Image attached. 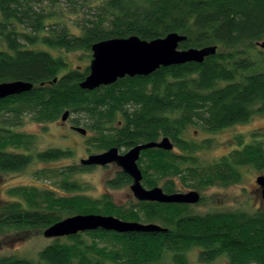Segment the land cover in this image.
Returning a JSON list of instances; mask_svg holds the SVG:
<instances>
[{
    "label": "trees",
    "instance_id": "trees-1",
    "mask_svg": "<svg viewBox=\"0 0 264 264\" xmlns=\"http://www.w3.org/2000/svg\"><path fill=\"white\" fill-rule=\"evenodd\" d=\"M0 0V83L23 80L30 92L0 99V172H22L34 162L57 163L72 150L36 151L37 137L19 131L61 120L83 127L94 153L120 151L170 138L178 151L151 148L138 161L147 189L160 184L166 193L203 190L239 183L243 168L264 171V144L245 143L211 164L196 155L209 147L186 138L190 126L215 133L264 113V0ZM73 15H81L75 20ZM177 32L187 37L181 49L217 46L202 64L161 67L149 76L125 77L110 86L83 90L89 66L70 68L62 53L92 52L112 38L138 36L152 41ZM261 49V50H259ZM257 50L256 58L253 52ZM56 80V81H55ZM91 167L41 169L58 177L53 187H18L0 211V234L23 239L70 215L101 214L124 221L155 223L165 232L96 230L57 239L38 260L0 256V264H264V210L195 214L189 204L138 201L131 208L105 195L92 199L72 179ZM48 173V174H47ZM162 181V182H161ZM161 182V183H160ZM179 184H178V183ZM132 183L122 170L112 188ZM17 197V198H16ZM203 199H201L200 203ZM16 236V237H15ZM196 250V260L190 253Z\"/></svg>",
    "mask_w": 264,
    "mask_h": 264
},
{
    "label": "rangeland",
    "instance_id": "rangeland-1",
    "mask_svg": "<svg viewBox=\"0 0 264 264\" xmlns=\"http://www.w3.org/2000/svg\"><path fill=\"white\" fill-rule=\"evenodd\" d=\"M41 1L42 3H47V0ZM72 17L78 20L81 15H73ZM257 53V50H255L252 55L259 59L256 55ZM62 55L70 63V68L72 69H81L89 66L92 60V52L77 51L66 54L63 52ZM71 126L73 124H71L70 120L67 122L59 120L48 124H37L29 119L25 120L24 126L20 127L19 131L36 135V151H44L51 148H65L72 150L73 155L71 158L57 163H42L36 161L22 172H0V211H2V207L5 205L3 202L15 199L9 192L18 187L38 186L44 188L51 186L57 193H62L59 183H56L59 180L58 177L45 176L39 173L41 169H61V167L69 165L84 167L80 164L81 160L88 158L91 154H95V147L90 138L97 134L90 132L83 135L73 130ZM238 137L243 138L245 143L262 142L264 144V113H255L249 121L230 126L215 133L205 132L195 126H190L186 132V138L195 143L208 142L209 147L196 154L207 165L220 160L233 149L237 148ZM174 151L176 152L178 149H174ZM125 152L127 150L121 151V153ZM118 170L120 168L117 165H109L106 167L95 166L89 170L80 169L79 172L72 176V179L81 184V190L70 193L69 195L80 194L92 199H102L106 195L116 205L122 206L124 209L131 208L132 205L138 202L130 189L131 183L120 188H112L108 184V181L115 177ZM263 173L264 171L260 172L253 167L243 168L241 171L242 179L239 183L225 186L217 184L200 190L201 199L203 200L201 203L192 205L191 211L195 214H205L209 212L233 211L253 213L259 209L264 210V200L256 184L257 177ZM161 185L158 187H161ZM190 190L186 189L182 192ZM71 216L74 215H70L65 211L59 213L61 220ZM155 223L159 224L158 222ZM45 230L31 231L27 236L19 240L8 238L9 236H14V234H0V256L14 255L37 261L39 252L59 239L45 237ZM65 238L61 237L60 239L61 241H65ZM196 253V250H193L189 254L191 260H196ZM211 264H228V262L226 257L222 256Z\"/></svg>",
    "mask_w": 264,
    "mask_h": 264
},
{
    "label": "water",
    "instance_id": "water-1",
    "mask_svg": "<svg viewBox=\"0 0 264 264\" xmlns=\"http://www.w3.org/2000/svg\"><path fill=\"white\" fill-rule=\"evenodd\" d=\"M187 37L173 32L166 37L152 41L142 40L138 36L128 38H112L95 43L92 46V60L89 65L90 73L80 83L83 90L93 91L102 86H110L125 77L149 76L161 67L183 65L186 63L202 64L208 57L215 56L217 46L203 48L181 49V43ZM264 49V41L258 43ZM56 81V80H55ZM32 82L15 80L0 83V99L30 92L34 88ZM70 112L63 114L61 120L66 122ZM75 131L86 135L83 127H74ZM151 148L173 150L174 144L168 137L160 141L139 144L121 153L118 147H112L102 153H95L82 159L84 167L117 165L125 174L132 178L130 189L138 201L158 202L166 204L194 205L201 201L199 191L166 193L161 187L147 189L143 185V173L138 161L143 151ZM261 188L264 200V174L256 179ZM129 232H165L166 229L156 223L130 222L115 216L101 214H77L60 220L44 231L47 238H61L87 231Z\"/></svg>",
    "mask_w": 264,
    "mask_h": 264
},
{
    "label": "flooded vegetation",
    "instance_id": "flooded-vegetation-1",
    "mask_svg": "<svg viewBox=\"0 0 264 264\" xmlns=\"http://www.w3.org/2000/svg\"><path fill=\"white\" fill-rule=\"evenodd\" d=\"M70 118V117H69ZM67 121H69V119L67 120ZM66 121V122H67ZM75 126H71V128L73 129ZM74 130V129H73ZM87 134V133H86ZM121 170V169H120ZM264 174V173H263ZM257 184V183H256ZM258 185V184H257ZM145 187V186H144ZM146 188V187H145ZM258 190H259V192L261 193V188H260V186L258 185V188H257Z\"/></svg>",
    "mask_w": 264,
    "mask_h": 264
}]
</instances>
